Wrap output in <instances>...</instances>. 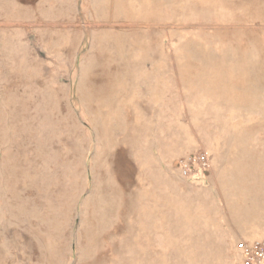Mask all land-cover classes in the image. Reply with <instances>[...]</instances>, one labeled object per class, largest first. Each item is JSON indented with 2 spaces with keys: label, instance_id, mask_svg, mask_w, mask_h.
Listing matches in <instances>:
<instances>
[{
  "label": "rangeland",
  "instance_id": "374dc122",
  "mask_svg": "<svg viewBox=\"0 0 264 264\" xmlns=\"http://www.w3.org/2000/svg\"><path fill=\"white\" fill-rule=\"evenodd\" d=\"M260 239L264 0H0V264H240Z\"/></svg>",
  "mask_w": 264,
  "mask_h": 264
},
{
  "label": "built area",
  "instance_id": "2783aa9c",
  "mask_svg": "<svg viewBox=\"0 0 264 264\" xmlns=\"http://www.w3.org/2000/svg\"><path fill=\"white\" fill-rule=\"evenodd\" d=\"M208 169V155L204 151L190 153L180 164V175L184 179H198ZM240 264H264V240L236 243Z\"/></svg>",
  "mask_w": 264,
  "mask_h": 264
},
{
  "label": "bare ground",
  "instance_id": "6f19581e",
  "mask_svg": "<svg viewBox=\"0 0 264 264\" xmlns=\"http://www.w3.org/2000/svg\"><path fill=\"white\" fill-rule=\"evenodd\" d=\"M252 209H253V208H252ZM245 210H246V209H245ZM245 210H244V211H245ZM244 211H242V212H244ZM248 211H249V208H248ZM246 212H247V211H246ZM246 212H245V213H246ZM249 212H250V211H249ZM252 212H253L252 214H254V211H252ZM247 214H248V213H247ZM252 217H253V216H252ZM252 217H251V218H252Z\"/></svg>",
  "mask_w": 264,
  "mask_h": 264
}]
</instances>
